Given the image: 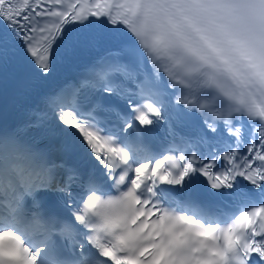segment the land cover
Instances as JSON below:
<instances>
[{"label":"bare ground","instance_id":"1","mask_svg":"<svg viewBox=\"0 0 264 264\" xmlns=\"http://www.w3.org/2000/svg\"><path fill=\"white\" fill-rule=\"evenodd\" d=\"M47 151L50 154H56L57 153L56 148L54 146L50 145V144L47 145ZM14 214H16V213H14Z\"/></svg>","mask_w":264,"mask_h":264}]
</instances>
